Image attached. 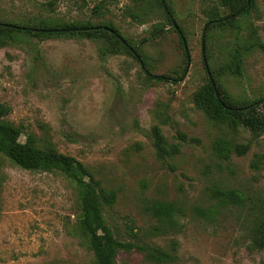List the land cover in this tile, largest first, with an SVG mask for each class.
<instances>
[{"label": "rangeland", "instance_id": "1", "mask_svg": "<svg viewBox=\"0 0 264 264\" xmlns=\"http://www.w3.org/2000/svg\"><path fill=\"white\" fill-rule=\"evenodd\" d=\"M49 1L0 0V20L110 22L139 47L151 74L168 78L149 77L127 53L102 58L100 42L82 36L20 33L0 44L6 118L33 132L41 147L53 146L81 161L116 191L107 215L120 239L145 241L177 257L157 262L133 248L119 253L118 264H264V248L251 242V228L264 217V133L254 137L243 128L228 129L194 101L195 91L207 82L202 35L208 12L224 16L229 8L219 0H165L183 29L186 56L180 34L157 0H110L100 14L94 11L98 0ZM236 25L208 30L204 53L216 84L236 100L250 101L264 96V51L250 47L240 74L218 69L237 41L264 42V0L238 15ZM155 125L171 143L181 141L178 132L186 135L180 153L157 157ZM220 137L249 143V149L225 158L214 149ZM219 189H236L243 201L219 205L214 193ZM159 201L180 207L172 225L156 216L152 207ZM212 204L213 215L196 211ZM79 218V189L72 179L24 169L0 154V264H94Z\"/></svg>", "mask_w": 264, "mask_h": 264}, {"label": "trees", "instance_id": "2", "mask_svg": "<svg viewBox=\"0 0 264 264\" xmlns=\"http://www.w3.org/2000/svg\"><path fill=\"white\" fill-rule=\"evenodd\" d=\"M57 0H50L53 4ZM110 0H98L94 11L102 13L106 2ZM139 1V0H135ZM223 6L230 10L229 14L221 16L217 10L208 12L207 30L212 27H230L236 25L238 15H246L255 5L256 0H219ZM249 2V4H248ZM157 7H160L167 20L172 24L170 16L173 11L168 5V10L163 7V1L157 0ZM169 11V12H168ZM141 17L139 13L134 14ZM12 25L24 26L25 29L16 28ZM178 25V24H177ZM181 33L183 29L178 25ZM35 28L37 30H32ZM72 28H76L73 30ZM26 33L39 38L55 36L84 37L100 42L99 53L102 58L118 53H127L133 57L144 72L156 80L168 79L162 75L150 73L148 63L141 54L139 47L121 35L119 29L112 23L101 21L99 23L77 22V21H57L53 18L39 19L30 23H11L0 20V44L5 45L16 39L15 34ZM185 37V36H184ZM182 39V38H181ZM183 42V41H182ZM242 42V41H241ZM237 41L236 46L231 50L229 60L221 65L218 72L240 74L244 56L250 47H258L264 51V42L256 38L254 42L241 43ZM184 44V43H183ZM242 50H245L242 52ZM186 56L188 51L185 50ZM205 68V67H204ZM206 83L199 87L194 93L196 106L204 114L217 123L225 125L228 129L237 131L239 128L246 129L254 137L264 133V96L250 101L236 100L224 89L217 85L213 86L208 77L206 68ZM218 94L216 93V89ZM9 107L0 103V154L4 155L18 166L28 170H42L49 172H59L72 179L79 189L80 218L78 228L84 236L89 249L94 256V264H118V255L122 250L130 251L136 248L145 251L146 255L157 262L170 263L176 260V256L167 250L149 245L147 242H127L123 241L116 234L108 219V209L117 200V193L114 189L102 184V181L95 177L94 173L81 161L61 154L55 147H41L38 145L37 137L33 132H27L23 125H17L6 118ZM156 155L159 159L173 157L180 153L181 141H186L187 137L183 132H178V143L168 141L160 126L155 125L151 129ZM25 135V140L20 138ZM214 149L216 152L229 158L235 152L243 155L249 149V143H235L226 137L216 140ZM214 193L218 197V204L226 206L243 201L242 195L236 189L216 190ZM156 216L164 224L172 225L175 222L174 215L180 211V207L173 201H159L153 205ZM216 204H212L208 209L196 207V211L204 216L213 215ZM157 230L159 227L156 228ZM130 233L135 238H140L138 233L129 226ZM251 242L255 247L264 248V217L258 218L251 228Z\"/></svg>", "mask_w": 264, "mask_h": 264}, {"label": "water", "instance_id": "3", "mask_svg": "<svg viewBox=\"0 0 264 264\" xmlns=\"http://www.w3.org/2000/svg\"><path fill=\"white\" fill-rule=\"evenodd\" d=\"M162 1H163V7L167 10V4H166V1H165V0H162ZM248 4H249V2H248ZM168 12H169V11H168ZM170 18H171V21H172L173 26L175 27V29L178 31V33L180 34V36H181V38H182V41H183V43H184V48H185V50H187V49H188V45H187V42H186V39H185L184 35L181 33V31H180V29H179V27H178V25H177L175 19L173 18V16H170ZM10 26H13V27H16V28H20V29H25V28H26V27H24V26H17V25H12V24H10ZM207 26H208V25H205V27H204V29H203V35H202L203 63H204V66H205V68H206V71H207L208 77H209V79L211 80L213 86L215 87V82H214V80H213V77H212L211 71H210V69H209V66H208V64H207V59H206V57H205V53H204V51H205V33H206V30H207ZM72 29L75 30L76 28H72ZM32 30H37V29L32 28ZM215 89H216V88H215ZM216 93L218 94L217 89H216Z\"/></svg>", "mask_w": 264, "mask_h": 264}, {"label": "flooded vegetation", "instance_id": "4", "mask_svg": "<svg viewBox=\"0 0 264 264\" xmlns=\"http://www.w3.org/2000/svg\"><path fill=\"white\" fill-rule=\"evenodd\" d=\"M173 25V24H172ZM174 27V26H173ZM175 28V27H174Z\"/></svg>", "mask_w": 264, "mask_h": 264}]
</instances>
